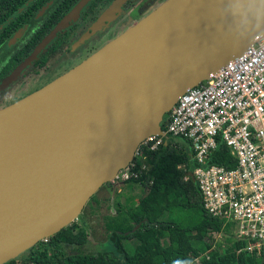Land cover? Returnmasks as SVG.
<instances>
[{"label": "water", "instance_id": "water-1", "mask_svg": "<svg viewBox=\"0 0 264 264\" xmlns=\"http://www.w3.org/2000/svg\"><path fill=\"white\" fill-rule=\"evenodd\" d=\"M89 1L79 0L0 89ZM263 36L264 0H164L65 73L1 108L0 264L72 223L147 138H167L163 118L186 89Z\"/></svg>", "mask_w": 264, "mask_h": 264}, {"label": "trees", "instance_id": "trees-1", "mask_svg": "<svg viewBox=\"0 0 264 264\" xmlns=\"http://www.w3.org/2000/svg\"><path fill=\"white\" fill-rule=\"evenodd\" d=\"M150 144L142 143L133 159L134 169L146 168L123 182L139 183L142 195L136 204L127 195L115 215L105 216L110 250H87L85 224L74 220L4 264H264V247L242 249L248 242L230 232V222L203 207L196 181L186 175L196 166L191 144L177 138L165 139L155 150ZM234 160L218 141L207 164L229 168ZM211 233H223L224 242H213Z\"/></svg>", "mask_w": 264, "mask_h": 264}, {"label": "built area", "instance_id": "built-area-1", "mask_svg": "<svg viewBox=\"0 0 264 264\" xmlns=\"http://www.w3.org/2000/svg\"><path fill=\"white\" fill-rule=\"evenodd\" d=\"M165 115L167 139L188 141L195 152L191 177L205 210L233 223L234 236L248 242L242 249L259 252L264 247V36L186 89ZM164 140L150 136L143 144L151 142L149 149L155 150ZM218 141L234 157L233 167L207 164ZM134 167L131 162L112 182L137 178L146 168Z\"/></svg>", "mask_w": 264, "mask_h": 264}, {"label": "flooded vegetation", "instance_id": "flooded-vegetation-1", "mask_svg": "<svg viewBox=\"0 0 264 264\" xmlns=\"http://www.w3.org/2000/svg\"><path fill=\"white\" fill-rule=\"evenodd\" d=\"M78 1L0 0V84ZM114 1L90 0L65 27L58 30L21 73L0 89V109L65 73L102 46L99 47L101 36L107 34L110 35L108 40L114 38L121 33V25L128 23L125 25L127 29L164 0H124L111 11Z\"/></svg>", "mask_w": 264, "mask_h": 264}, {"label": "rangeland", "instance_id": "rangeland-1", "mask_svg": "<svg viewBox=\"0 0 264 264\" xmlns=\"http://www.w3.org/2000/svg\"><path fill=\"white\" fill-rule=\"evenodd\" d=\"M120 13L121 12L117 13V17L120 15ZM112 18L114 19V17ZM104 19L106 18H101L100 20ZM125 25H121V27L119 28L121 32L124 29L126 30ZM105 29H107V26H105ZM101 37L102 38L99 41V47L109 39L110 35L108 36L107 34H104ZM137 159H141V157L138 156ZM143 191L144 188L139 183L132 185L128 183L124 184L122 183V181H111L102 185L96 191V193L90 197V199L85 204L81 214H79V216L75 219L78 226H82L83 224H85V228L88 232V240L87 244L85 245V248L87 250L95 251L100 249H111L108 241H105L107 233L104 228L105 216L115 215L118 203H125L127 195H132V204H136L137 199L142 195ZM231 223L232 222L229 223L230 232H234L233 229L235 228L233 227V223ZM210 236L213 238V242H224L225 236L223 233H211Z\"/></svg>", "mask_w": 264, "mask_h": 264}, {"label": "clouds", "instance_id": "clouds-1", "mask_svg": "<svg viewBox=\"0 0 264 264\" xmlns=\"http://www.w3.org/2000/svg\"><path fill=\"white\" fill-rule=\"evenodd\" d=\"M161 126H162V124H161ZM163 128V127H162ZM167 139V138H166ZM135 157H136V155H135ZM134 157V158H135ZM133 162V161H132ZM190 173H192L191 171L189 172V173H187L188 175H189V177H191V175H190ZM192 178V177H191ZM194 180V179H193ZM111 182V181H110ZM123 183V182H122ZM232 234L234 235V233L232 232Z\"/></svg>", "mask_w": 264, "mask_h": 264}]
</instances>
